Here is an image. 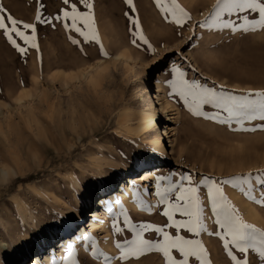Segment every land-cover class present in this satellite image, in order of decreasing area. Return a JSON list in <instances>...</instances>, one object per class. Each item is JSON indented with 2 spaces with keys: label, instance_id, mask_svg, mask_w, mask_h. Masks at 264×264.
Wrapping results in <instances>:
<instances>
[{
  "label": "rangeland",
  "instance_id": "374dc122",
  "mask_svg": "<svg viewBox=\"0 0 264 264\" xmlns=\"http://www.w3.org/2000/svg\"><path fill=\"white\" fill-rule=\"evenodd\" d=\"M91 2L94 22L86 30L89 40L85 41L56 19L67 8L63 0H0L7 14L36 25L38 45V49L29 47L22 55L0 34V264L27 263L35 258L39 253H28V239L38 245L49 230L56 231L45 251L62 237L73 235L84 223L87 226L91 213L104 205L102 199L112 185L117 187L132 170L140 174L147 163L140 157L147 150L125 129L134 124L128 110L141 108L147 96L152 98L158 76L164 79L168 98L179 110L177 123L164 117L158 127L164 128L161 123L166 122L177 129L176 137L171 138L176 139L175 154L165 156L157 180L142 186L149 197L157 198L155 212H121L110 220L115 245L134 238L126 228L121 234L113 231L114 224L124 227L125 214L136 225L163 227L169 223L163 215L166 206L155 195L161 176L178 181L181 175H191L193 184H198L206 178L219 183L238 175L264 172V121L257 118L238 124L233 120L230 127L218 120L194 116L170 85L175 69L180 68L187 79L219 92L241 97L249 92H264V30L244 33L198 26L213 12L216 0H177L191 16L183 27L166 21L155 0H133L132 6L126 0ZM77 7L87 11L78 3ZM38 10L47 23L37 22ZM132 16L139 19L151 48L138 38L136 44L132 43ZM93 33L96 40L92 39ZM122 52L138 59L129 72L125 62L113 60ZM98 60L110 68L98 77L97 85H92L80 73ZM139 61L149 64L150 71ZM58 73L67 74V88L61 87L59 79L53 80ZM20 94L26 96L23 105L17 99ZM203 111L219 119L227 116L211 105H205ZM158 128L156 133L161 135ZM240 128L248 130H233ZM220 186L240 219L264 232V205L249 200L238 187L223 183ZM199 195L206 231L198 237L182 234L202 242L210 264H233L223 240L210 235L223 230L215 222L207 186L199 185ZM254 195L260 198L259 187L254 189ZM249 205L259 216L248 212ZM175 218L183 219L179 214ZM165 231L175 234V229L165 227ZM101 237L94 244L103 252ZM144 239L157 241L162 237L148 231ZM74 253L79 264H105L103 257L93 255L92 249L81 253L74 249ZM174 255L179 258L178 253ZM108 256L111 264H166L162 253L157 252L121 261L116 248V253ZM248 258L250 264H261L251 250ZM192 264H196L194 259Z\"/></svg>",
  "mask_w": 264,
  "mask_h": 264
},
{
  "label": "snow or ice",
  "instance_id": "6c2138e0",
  "mask_svg": "<svg viewBox=\"0 0 264 264\" xmlns=\"http://www.w3.org/2000/svg\"><path fill=\"white\" fill-rule=\"evenodd\" d=\"M63 3L67 8L56 19L64 24L66 30L75 32L88 41L89 35L86 30L94 22L93 3L91 0H77V3L83 5L87 11H80L77 3H73L72 0H63ZM126 3L132 6L133 0H126ZM155 4L166 21L174 22L180 27L191 19L190 14L180 6L177 0H155ZM36 20L48 22L41 19L39 10ZM130 23L133 25L130 29L132 43L136 44L138 38L144 44H148L142 34L139 19L132 16ZM198 26L244 33L264 30V0H216L213 12ZM35 33V24L18 21L0 6V34H3L19 53L26 54L29 47L38 49ZM92 39H97L95 33ZM72 42L78 43L76 39H72ZM148 47L151 48V45L148 44ZM170 85L176 94L183 97L188 110L194 116L218 120L219 123L230 127L233 120L238 124L257 118L264 121V92H249L243 97L219 92L215 87H206L196 80L187 79L185 71L180 68L175 69V79L170 81ZM253 96L259 97V100L249 99ZM205 105L222 109L227 114L226 118L219 119L218 115L209 116L203 111ZM162 182L166 183L160 186ZM221 183L240 188L249 200L255 201L258 205H264V172L255 175L252 173L238 175L219 183L206 178L198 184H193L191 175H181L178 181H174L171 176H161L158 178L155 195L159 198V203L166 206L167 210L163 211V215L169 223L163 227L150 223L136 225L129 222L128 215L125 214L124 227L114 224L113 231L121 234L126 228L134 234V238L116 243V248L120 250L118 259L128 261L132 258L139 259L146 253L157 252L162 253L166 264H192L193 259L196 264H210V261L205 258L206 251L202 242L182 234L187 232L198 237L202 231H206L203 223L204 207L199 195V185H205L215 222L219 229L223 230L210 235L223 240V247L233 264H250L248 258L250 250L257 254L261 264H264V232L240 219L224 195ZM256 187H259L261 191L259 199L254 195ZM134 195L139 198L140 193L136 192ZM137 202L142 208L144 207L143 200L137 199ZM146 210L151 211V207ZM176 214L183 219H176ZM165 227L175 229V234L165 231ZM148 231H154L162 239L157 241L144 239V233ZM83 239L87 242L90 237L85 236ZM92 252L95 256L103 257L105 264H111L109 256L95 246ZM174 253H178L179 258ZM60 264H79L75 258L73 245H68L67 257Z\"/></svg>",
  "mask_w": 264,
  "mask_h": 264
},
{
  "label": "bare ground",
  "instance_id": "6f19581e",
  "mask_svg": "<svg viewBox=\"0 0 264 264\" xmlns=\"http://www.w3.org/2000/svg\"><path fill=\"white\" fill-rule=\"evenodd\" d=\"M113 60L115 63L118 61L125 62V66L128 70L127 72L134 69L138 62V59H135L130 53L128 54L124 52L113 56ZM139 62V64H141L147 71H150L151 66L149 64L141 61ZM109 68L110 65L108 63H105L103 60H98L95 65L84 68L80 73V77L83 80H89V83L92 85H97L100 81L98 77H100L101 74L106 73ZM66 77L67 74L58 73L57 76H54L53 80L56 81L59 79L60 81L58 82H60L61 87L67 88L69 84H67L65 81ZM157 78L159 81L154 82L155 92L151 94L152 98L149 99L147 96L143 107L130 108L128 110L129 117L134 122V124L131 128L125 127L127 133L130 136L132 135L144 144L147 151L146 154L144 156L141 155L140 158L141 161L142 159L143 161H147L146 166H144L139 175H135L137 171L132 170L127 173L128 176L125 179H122L119 182L117 187L112 185L107 190L108 193L106 196L102 199V203L104 205L100 204L102 206L98 207V209L96 208V211L91 213V218L87 222V226L84 223L81 227L77 228V231L73 235L62 237L56 244H53L52 247L46 249L45 251L43 249L47 247V245L51 244L52 235L55 234L56 231L49 230L46 234H44L38 245L37 243L31 244L33 241L28 239L27 243H30V248L27 249L28 253L30 251L29 254H39L31 261L27 263H22L21 261L20 264H60V262L67 257L68 245H73L74 249L79 250L80 253L84 252L85 250L88 251L91 250L93 246H95L94 242L98 236H102L101 244L102 248L105 250V254L108 255V253L112 252L116 253V247L113 243L112 230L109 227V222L113 216H117L121 212L129 213L134 211H140L143 213L147 212L148 214L150 213V211L146 210L148 207H151L152 213L153 211L155 212L158 205V200L154 196L149 197V195L143 191L142 186H146L149 184V182L157 180L156 176L160 174L163 169L161 164L165 161V156H173L175 154L177 143L175 138H171L176 137L177 129L174 127H168L166 122H163L161 124H165L166 128H160L161 135H158L156 131L160 125V119L168 117L167 121L177 123L179 117V110H177V108L173 105V102H171L168 98L164 79L161 76H158ZM76 80H78V77H76ZM159 82H161V84ZM24 97L26 96L20 94L17 97L18 102L22 104ZM157 107L160 108L157 109ZM149 133L153 134L148 136ZM166 140L168 143H171V145H169ZM113 180L114 178L110 179V182ZM136 192L140 193L139 198L134 195ZM137 199L144 201L143 208L137 202ZM112 205L114 208H117V206L119 208L115 210ZM241 205H243V202H241ZM91 208L92 210H95V207L91 206ZM107 210L108 212H106ZM247 210L253 216H259L257 214V210L254 207L249 205ZM85 236L90 237L87 242H85L83 239ZM55 246L57 247L56 249L54 248ZM49 250H51V252ZM22 253L24 254V251ZM22 253L19 254V257L22 255Z\"/></svg>",
  "mask_w": 264,
  "mask_h": 264
}]
</instances>
